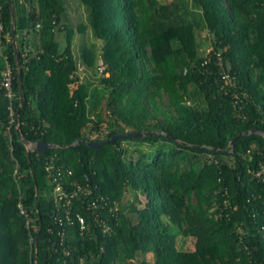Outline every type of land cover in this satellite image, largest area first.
Segmentation results:
<instances>
[{
  "label": "trees",
  "instance_id": "trees-1",
  "mask_svg": "<svg viewBox=\"0 0 264 264\" xmlns=\"http://www.w3.org/2000/svg\"><path fill=\"white\" fill-rule=\"evenodd\" d=\"M12 2L20 131L54 146L27 159L0 83V264H264V180L251 174L264 161V0H81L101 44L84 47L82 60L92 65L98 53L106 64L96 84L80 83L63 0ZM0 24V77L4 55L15 112L7 0ZM130 132L147 134L73 145ZM59 167L92 190L85 203L99 204L75 200L87 228L80 236L66 226L64 241L49 196V171ZM179 232L200 244L174 248ZM147 252L151 261L138 258Z\"/></svg>",
  "mask_w": 264,
  "mask_h": 264
},
{
  "label": "built area",
  "instance_id": "built-area-1",
  "mask_svg": "<svg viewBox=\"0 0 264 264\" xmlns=\"http://www.w3.org/2000/svg\"><path fill=\"white\" fill-rule=\"evenodd\" d=\"M36 26H39V23H36ZM2 57L4 59V68L1 72L0 83L1 86L4 88L5 96L8 100V108L11 117L10 122H14V111L11 107L14 95L11 89V68L8 62L6 61L5 56L2 55ZM105 67L106 64L100 58L96 65L99 75L104 74ZM223 78H225L227 81L230 80L227 74H224ZM67 174L70 175L71 171L68 170ZM251 174L253 177L259 180H264V161L259 162L257 168L251 170ZM49 176V185H51L49 196H51L54 203L56 204V212L54 215V219L59 223V225L63 226L61 227V231L59 230L58 232L60 239L64 241L66 237L69 236V233L67 232L69 230H66V226H73L75 224L77 226V229H74L75 232H77L78 235L82 236L84 230L87 228V224L85 222L84 216L73 208L75 200L81 199L78 202L90 210L99 207V204L97 202L98 198L90 199L85 203V201L83 200V196L91 194L92 190L88 186L81 185L80 183H75L74 181H70L69 179L65 178V172L61 171L60 167L55 168L52 171L50 170ZM66 185H68V187H66ZM100 199H103V197H100ZM17 207L20 214L25 216L26 225L29 226L31 218L27 215L26 210L23 208L22 203L20 201L18 202ZM95 219L99 221V224H101L104 231L110 230V226L104 220L99 219L97 217ZM29 241L31 243L33 241V238L31 236L29 237Z\"/></svg>",
  "mask_w": 264,
  "mask_h": 264
},
{
  "label": "rangeland",
  "instance_id": "rangeland-1",
  "mask_svg": "<svg viewBox=\"0 0 264 264\" xmlns=\"http://www.w3.org/2000/svg\"><path fill=\"white\" fill-rule=\"evenodd\" d=\"M64 3V21L69 28L73 29V34L71 38V51L77 62V73L81 81H89L91 84H96L98 74L96 65L98 60L101 58L97 53L96 59L92 65H87L82 60V52L84 47L90 46L94 43L99 49L101 44L100 41L95 39L92 34V30L89 25V7L81 2V0H63ZM198 35L197 42L201 51L209 50V42L203 37L204 31L200 30V26L197 27ZM200 30V31H199ZM57 37L60 41L61 46L65 45V31H60L57 33ZM79 90V88H78ZM87 107V104H86ZM88 130V129H87ZM90 137H96L95 133H91ZM127 200L132 198L131 194L126 195ZM127 202H124V207ZM173 247L176 249H191L200 244V240L190 235L188 232H179L173 238ZM138 258H146L147 260H152V253L147 252L144 254L138 255Z\"/></svg>",
  "mask_w": 264,
  "mask_h": 264
},
{
  "label": "water",
  "instance_id": "water-1",
  "mask_svg": "<svg viewBox=\"0 0 264 264\" xmlns=\"http://www.w3.org/2000/svg\"><path fill=\"white\" fill-rule=\"evenodd\" d=\"M7 3L9 5L10 9V32H11V40H12V45L14 49V60H15V66H16V72H17V84H18V97H19V104L14 112V125H15V133L17 135V138L19 141L25 146L26 148V157L29 159V155L31 152H38V153H45L46 149L53 147L54 144L47 143L45 140L40 139L35 142L27 140L21 133L20 127H19V113L21 108L25 104V98L23 94V83H22V76H21V68H20V58H19V50L17 46V41H16V34H15V12H14V7H13V2L12 0H7ZM253 132H256V130H246L243 131L239 134H237L235 137L231 138L229 141V146L232 148L234 141L241 136L251 134ZM261 133V132H259ZM147 132H130L127 134H118L110 137L109 139L105 141H94V140H87V139H78L76 140L73 145L76 144H87L90 147H98L102 142H110L113 140H116L120 137H142L146 135ZM264 136V133H261ZM35 182V180H34ZM35 191H37L36 186H35ZM38 230H40V223ZM35 244H36V238H35Z\"/></svg>",
  "mask_w": 264,
  "mask_h": 264
}]
</instances>
